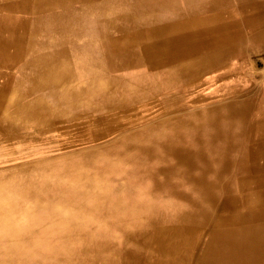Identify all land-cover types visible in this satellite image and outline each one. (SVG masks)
<instances>
[{"label":"bare ground","instance_id":"obj_1","mask_svg":"<svg viewBox=\"0 0 264 264\" xmlns=\"http://www.w3.org/2000/svg\"><path fill=\"white\" fill-rule=\"evenodd\" d=\"M104 120L0 179V264H264V0H0V136Z\"/></svg>","mask_w":264,"mask_h":264},{"label":"rangeland","instance_id":"obj_2","mask_svg":"<svg viewBox=\"0 0 264 264\" xmlns=\"http://www.w3.org/2000/svg\"><path fill=\"white\" fill-rule=\"evenodd\" d=\"M253 56H254V54H253ZM138 116L139 115H133V118H137ZM116 125H117V123H115V122L105 121L102 124H96L95 125L96 127H94L93 125H90V124L89 125L86 124V125L81 126V127L75 126V127L71 128L70 133L69 132L67 133L68 135L62 134L59 131H54V133L48 132V133L41 135V134L34 132L33 129L32 128L30 129V127H29L28 129H25V130L23 129L22 131H20L21 136H20V138H17L18 140L14 139L15 141L14 140L6 141L0 136V145H1L0 146V152H1L0 153V179H4V177H5V179H7V178H11V176H12L14 181H17V180L20 181L21 178L23 177L22 175H20V172L28 169L29 170L28 171L29 180H31L33 178H35V180H36V178H40V177L42 178L43 176L38 175V174L42 173V174H44V177L47 176L48 179H50L49 181L56 182L57 179H56V177L53 176V170L65 167L68 163H70L71 154L77 153L79 150L91 146V141H95V145H97V144H100V143L107 141L108 139H113V138L117 137L118 134L113 133L114 132L113 128ZM82 128H84V130ZM100 132L102 133V135L99 134ZM83 137H85V138H83ZM80 138H81V141H79ZM23 141L25 144H23ZM96 147H98V145ZM1 149H2V151H1ZM10 154H12V155H10ZM27 155H29V156H27ZM14 156H16V157H14ZM51 158H53V159H51ZM47 160H49V161H47ZM1 161H3V162H1ZM41 166H42V169H41ZM13 170L16 171V173H14ZM18 172H19V174H18ZM2 173H4L5 176H1V175H3ZM66 176H64L63 178L59 176L57 178H60V180L62 179V182L69 183L70 179L67 178L68 176L67 177ZM37 181H39V180H36L35 182H37ZM119 187L120 186H118L116 188L119 189ZM7 189H8V186L5 187L6 193H7ZM49 191H50V188L42 187L41 190L39 191L40 196L43 199H47V200L50 199L51 200L53 196H51ZM10 196H13V195L8 194V193L7 194H0V201L4 202L6 204H9L8 199L13 198V197L10 198ZM15 197L18 199H21V201H25V202L27 201L26 199H28V198L23 197L21 195L20 196L17 195ZM28 200L29 201L26 202L27 204L24 202V206L26 205V206H28V208L34 209L35 204L37 202V199L34 198L32 200L31 198H29ZM42 204L44 206H49V205L51 206V203H49L47 201L42 202ZM24 215L28 216V218H30V217L34 218L32 216L29 217V215H37V212L31 213V214H27L24 212L23 215L19 214L16 217L17 218L16 220L19 222L24 221V218H25ZM91 221L96 223L99 221V218L91 217ZM3 222H4V220H2L0 218V229L7 228V227H4L6 225H4Z\"/></svg>","mask_w":264,"mask_h":264}]
</instances>
